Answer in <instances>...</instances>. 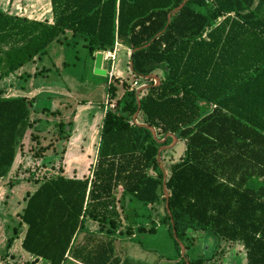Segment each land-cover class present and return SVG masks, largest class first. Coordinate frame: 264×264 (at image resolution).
<instances>
[{
	"label": "trees",
	"instance_id": "1",
	"mask_svg": "<svg viewBox=\"0 0 264 264\" xmlns=\"http://www.w3.org/2000/svg\"><path fill=\"white\" fill-rule=\"evenodd\" d=\"M184 1L52 0L53 24L0 12V80L45 60L53 45L82 46L93 60L122 45L135 51L133 75L149 86L139 108L138 89L124 83L117 110L104 117L91 181L56 176L28 196L20 216L28 226L22 247L44 264H64L87 218L120 226L118 207L129 196L147 207L166 205L162 145L145 126L159 139L172 133L186 145L171 165V215L165 209L162 219L180 254L174 230L186 246L182 264L213 259L193 255L196 234L206 242L218 238L214 252L222 241L239 243L247 264H264V0H189L168 25ZM160 71L157 86L147 77ZM109 92L116 98L118 87L111 83ZM35 102L0 96V179L33 126ZM59 126L66 136L67 125ZM19 234L15 230L8 249Z\"/></svg>",
	"mask_w": 264,
	"mask_h": 264
},
{
	"label": "crops",
	"instance_id": "2",
	"mask_svg": "<svg viewBox=\"0 0 264 264\" xmlns=\"http://www.w3.org/2000/svg\"><path fill=\"white\" fill-rule=\"evenodd\" d=\"M31 1L34 2L32 5L33 9H31L30 4L32 2L29 0H0V12L53 24L54 15L52 10V0ZM44 3L47 4V11L45 14L40 13V9L41 7H44ZM24 5H26L25 8H23ZM37 7H39V9ZM64 52V48L60 45L51 46L49 55L45 58V60L36 58L31 65L23 67L18 70L16 74L0 80V83L2 84L1 89L3 96L6 98H35L36 102L31 115V122L33 126L27 132L26 137L31 131V136L33 133H36L34 137L40 136V138L38 137V139L36 138L33 140L36 145L44 146V139L49 141L46 145L48 149L45 153H43L44 157L38 158L39 162L41 161V163H46L48 165V168L45 170H50L55 173L53 177L63 176L68 179H89L91 181L93 179V172L98 161L103 120L107 111L110 109L112 110L113 108H109L107 106L105 107L102 102L106 99V97H104L103 100L104 95L101 94V97L98 95L97 90L102 89L104 84L98 85L97 90L92 91V94H96L95 99H86L88 101H86V103L82 102V105H80L81 103H79L77 99L79 100L82 96L76 97V95H74V93H72L66 85H62L63 87L58 88L54 85L44 84L42 82L41 77H39L40 75H36L39 65L49 63L51 65L50 68L54 66L55 68L60 67L59 69H61L64 67V69H66L68 67V63L67 60L64 61L66 59L64 57ZM131 52L132 51L125 46L117 45L114 52H98L97 54L103 53L104 56L106 54H110L111 56H115L116 59L120 58V60H118L120 65L122 63L123 55L126 56V54L129 53L128 59H130ZM97 54L95 55L94 60L91 59L92 63L90 68L92 72L95 71ZM110 64L111 59L109 56H107V58L105 56L103 69L106 70L107 75L100 76L95 74L96 76H99V78L107 77L109 85L114 82V73L110 72ZM52 71L53 68L50 70L48 75ZM119 73L120 72L117 71L118 75ZM26 74L31 76L28 81L21 78ZM117 77H120V75ZM12 78L17 80L14 87L10 84L12 82ZM46 79L47 81L49 80L47 77ZM12 91H21L23 95H9ZM44 93H47L48 96L45 100H42L40 97ZM74 97L79 103V106H77L75 100H72ZM70 100H72V102H70ZM111 100L114 101L115 99L111 98ZM97 115L101 118L100 123L92 121L94 118V120H96ZM45 121L47 123H45ZM60 123L67 125L66 136H60L59 134L58 129L60 127ZM44 124H46L45 127L48 129L46 136L42 134L45 132L41 129ZM26 137L17 150L14 165L8 176L12 171H14V169L20 167V156L22 149L25 150L26 147L23 146L26 143ZM32 139L34 138L32 137ZM164 153L165 151L161 154V160ZM56 162L62 163V166L58 169V171L54 168L57 166ZM150 174L154 177L157 176L154 171H151ZM7 177L3 179H6ZM1 180L2 179H0V181ZM40 185L41 183L36 185L37 187L33 193L38 190ZM122 194L123 189L120 188L118 195L120 200L123 199ZM150 208L152 209L151 213L149 211ZM165 209L166 205L164 203L147 207L137 203L129 196L118 207L122 217V224L117 228H113L109 220L99 221L87 218L84 223V228L76 235L74 248L67 254V259L64 264H165L166 259L157 248L158 245L155 244L147 246L143 244V241L148 240V238L158 237L157 234L152 233L157 231L156 228L158 226H162L164 224L162 219L165 214ZM152 214H154L153 218L151 217L153 216ZM125 215H129V219L126 220ZM140 223L145 224L144 230H139L138 224ZM21 227L19 237L16 239V241H18V249L11 250L12 256L17 255L18 257H23L29 261L33 259L32 261L34 263L31 262V264H44L42 260H37L33 255L23 249L22 244L28 231V226L22 223L21 220ZM167 229L169 231L168 226ZM13 246L11 248H13ZM168 254L174 258L175 264L183 263L182 252L181 254L179 253L175 244L169 249Z\"/></svg>",
	"mask_w": 264,
	"mask_h": 264
},
{
	"label": "rangeland",
	"instance_id": "3",
	"mask_svg": "<svg viewBox=\"0 0 264 264\" xmlns=\"http://www.w3.org/2000/svg\"><path fill=\"white\" fill-rule=\"evenodd\" d=\"M29 1L32 2L31 0ZM33 3L34 2L30 3L31 9H33L32 7ZM43 5L44 7H41L40 13L45 14L47 11V4L44 3ZM25 6L26 5H24L23 8H25ZM37 8L39 9V7ZM63 48L65 50L64 57L66 58L64 61L67 60L68 67L66 69H64V67L59 69L60 67L55 68L54 66H52L53 71L48 75V73L50 72L49 70L52 69L50 68L51 65L49 63L40 64L38 71L39 72L42 71L43 68H45L44 69L45 71L43 72V74H40L39 77H41L42 82L44 84L54 85L58 88L63 87L62 85H66V87L70 89L72 93L76 95V97L82 96V98H80L79 100L77 99V101L81 103L80 105H82V102L86 103V101L90 99H95L96 94L95 93L92 94V91L93 90L96 91L98 85L104 84V87L102 89L97 90L98 95L101 97V94H103L104 95L103 100L104 97H106V99L102 102L105 107L107 106L109 108H113L112 110H117L118 100L122 98V96L125 93L124 83H126L131 89L139 90L140 88L145 86V84L148 82V81H141L135 78V76L131 72L130 59H128L129 53H127L126 56L123 55L122 63L120 65L118 63V60H120V58L116 59L115 56L109 55V58L111 59L110 72L114 73L113 84H115L118 87L117 97L113 98L115 100L112 101L111 94L109 92L110 85L108 83L107 77L99 78V76L95 75V71L92 72L90 68L92 61L91 58L89 57V53L87 49H85L82 46L78 47L77 49H66L65 47ZM105 56L107 58V55ZM56 63L58 64L57 61ZM117 71L120 72L119 73L120 77H117L119 76L117 74ZM158 74H159L158 76H162L164 73L160 71ZM46 77L49 78L48 81ZM16 82L17 80H14L12 78V82L10 84H12V86L14 87L16 85ZM1 86L2 84L0 83V94L1 93L3 94ZM14 94L23 95L21 91L18 92L12 91L9 93V95H14ZM47 96H48L47 93H44L40 98L42 100H45ZM75 99L76 98L74 97V99L72 100ZM72 100H70V102H72ZM77 101H76L77 106H79L78 105L79 103ZM94 119L92 121L95 122L97 121V123L101 122V118L98 115L96 120ZM45 123L47 122L45 121ZM45 125L46 124H44L43 128L41 129L43 132H45L42 134L46 136L47 135L46 132L48 129L45 127ZM30 132L26 137V143L23 145L26 146L25 150L22 149L21 151L22 153L20 156V160H21L20 167L14 169V171H12L11 174L6 179H2L0 181V264H31V262H33L32 261L33 259L29 261L23 257H18L17 255L12 256L11 250L18 249L17 248L18 241L15 242L13 248L11 249L7 248V243L11 237L15 236V230L21 232L22 227H21L20 216L23 212L24 207L26 206L28 196L34 192V190L37 187L36 185H38V183H41L49 178H52L55 175V173H53L52 171L45 170L48 168V165L46 163H41V161L40 162L38 161V158L44 157L42 153L47 151L44 148H46V145L48 144L49 141L44 139L43 142L44 146L36 145V143L33 141L35 139H32V137L34 138L36 133H33L31 136ZM38 137L40 138V136ZM38 137L35 138L38 139ZM172 143L173 142L170 141L168 145H171ZM43 149L44 151H42ZM185 151H186V145L185 142L181 139L176 143V146H174L170 150L165 151L164 155L162 156V164L164 165V168L168 176H170L171 165L181 160V158L185 154ZM61 166L62 163L59 162L57 163V166H55L54 168L56 171H58V169H60ZM149 211L151 213L152 209L150 208ZM152 215L153 216L151 217L153 218L154 214ZM156 229L157 231L152 234H157L158 237L148 238V240L143 241V244L147 246H152L155 244L158 245L157 248L161 251V253L164 255L166 259L165 264H175L174 258H172L170 254H168L169 249L172 248L175 242L172 236L170 235L166 224H163L162 226H158ZM195 238H196L195 246H194L195 252H193V255L205 257L207 255L212 256L213 254V259L206 264H246L247 263L246 262L247 252L244 246L239 243L222 241L219 248L214 252L219 242L218 238L209 237L207 242L205 241L204 235L202 234H196Z\"/></svg>",
	"mask_w": 264,
	"mask_h": 264
},
{
	"label": "water",
	"instance_id": "4",
	"mask_svg": "<svg viewBox=\"0 0 264 264\" xmlns=\"http://www.w3.org/2000/svg\"><path fill=\"white\" fill-rule=\"evenodd\" d=\"M189 0H185L178 8H176L175 10H173V12H171L169 14V23L168 25L171 23V18H172V15L176 12H179L180 10H182L185 5L188 3ZM161 34H159L158 36H160ZM149 45H147L146 47H149ZM135 51H132L131 52V55L134 53ZM104 54L103 53H99L97 54L96 56V62H95V74L96 75H100V76H106L107 75V72L106 70L103 69V62H104ZM130 68H131V72L133 73L134 72V63L133 62H130ZM148 80H155L156 82V85L157 86H160L161 85V80L159 78V76L157 75H150L147 77ZM149 86L148 85H145L143 86L142 88H140L137 92V97H138V104H139V108H141V102H140V94L143 90H146L148 89ZM139 114L140 112H138L135 117H134V120L137 121V118L139 117ZM146 128H149L151 129L152 133H153V136L154 138L157 140V142L162 145V147L159 149V153H158V162L160 163V166H161V169L164 170L165 172V178H164V192H165V197H166V209L168 211V213L171 215V210H170V194H169V191L167 190L166 188V183H167V180H168V175L166 174V170L164 168V165L162 164V160H161V154L162 152L166 151V150H170L172 149L174 146H176V143L179 141V138L178 136H176L175 134H172V133H169L167 134L163 139H159L158 136H157V132L154 128L152 127H149V126H145ZM169 138H172L173 139V143L171 145H165V143L168 141ZM174 237L175 239L179 242L180 244V247H181V250H182V256L183 257H186V246L184 245V243H182L178 236H177V233L176 231L174 230ZM187 264H190L189 262Z\"/></svg>",
	"mask_w": 264,
	"mask_h": 264
},
{
	"label": "built area",
	"instance_id": "5",
	"mask_svg": "<svg viewBox=\"0 0 264 264\" xmlns=\"http://www.w3.org/2000/svg\"><path fill=\"white\" fill-rule=\"evenodd\" d=\"M208 2H213L214 0H207Z\"/></svg>",
	"mask_w": 264,
	"mask_h": 264
},
{
	"label": "bare ground",
	"instance_id": "6",
	"mask_svg": "<svg viewBox=\"0 0 264 264\" xmlns=\"http://www.w3.org/2000/svg\"><path fill=\"white\" fill-rule=\"evenodd\" d=\"M107 55V54H106ZM110 54H108L107 56H109Z\"/></svg>",
	"mask_w": 264,
	"mask_h": 264
}]
</instances>
